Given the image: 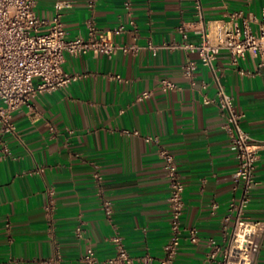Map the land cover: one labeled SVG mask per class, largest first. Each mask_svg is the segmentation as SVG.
<instances>
[{"label": "crops", "instance_id": "crops-1", "mask_svg": "<svg viewBox=\"0 0 264 264\" xmlns=\"http://www.w3.org/2000/svg\"><path fill=\"white\" fill-rule=\"evenodd\" d=\"M36 11L48 19L59 13L68 37L109 34L138 48L66 53L70 83L16 109L14 131L0 124V264H87L89 247L96 264H109L115 237L132 264H160L171 217L161 147L174 154L185 184V230L171 264H219L223 251L208 259V241L229 243L237 216L230 204L241 194L225 117L204 100L219 85L259 145L244 213L264 225L261 58L247 52L234 62L222 49L211 66L189 46L202 42L204 29L215 42V26L235 12L256 30L264 0H38ZM163 78L175 87L164 90ZM252 264H264V230Z\"/></svg>", "mask_w": 264, "mask_h": 264}, {"label": "built area", "instance_id": "built-area-1", "mask_svg": "<svg viewBox=\"0 0 264 264\" xmlns=\"http://www.w3.org/2000/svg\"><path fill=\"white\" fill-rule=\"evenodd\" d=\"M37 1L0 0V124L4 131L15 130L13 112L16 109L24 104L30 105L31 100L39 93L65 86L74 78L63 68L66 53L78 55L93 51L111 56L118 50L127 52L138 48L136 45L117 43L109 34L99 37H68L60 14L49 19L41 17L36 11ZM202 32V42L189 46L199 51L204 64L212 66L219 51L227 49L234 62L247 52H253L260 56V65L264 67V13L259 18L256 30L250 26L248 19L243 18L241 12H235L230 21L215 26V42L211 41L209 30L204 29ZM194 67L195 63L191 61L185 69L191 72ZM161 84L164 90L175 87L168 78H163ZM204 100L206 103H215L225 117L224 128L238 160L234 188L241 189L238 200H233L230 204L231 209L237 211L232 237L224 247L210 238L208 243L212 249L208 253V259H214L217 253L223 251L219 264H252L264 225L262 221L247 216L244 209L256 183L259 145L243 129L241 120L244 114L235 108L233 95L223 85H219L216 97H205ZM154 138L147 136V140ZM159 151L171 188L170 236L164 244L160 264H171L178 254L185 230L182 226L185 184L172 151L167 147H161ZM107 209L111 210L109 202ZM188 231L190 241L197 242L199 237L196 229L189 227ZM114 241L116 252L108 257L107 262L132 264L133 257L121 238L115 237ZM83 260L87 264H96L95 250L92 247L87 249Z\"/></svg>", "mask_w": 264, "mask_h": 264}]
</instances>
